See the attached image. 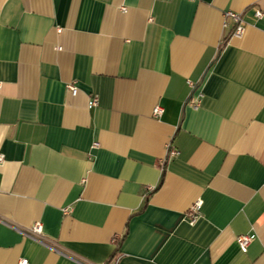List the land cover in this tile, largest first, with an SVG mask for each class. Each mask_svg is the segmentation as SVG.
Listing matches in <instances>:
<instances>
[{"label":"crops","instance_id":"crops-1","mask_svg":"<svg viewBox=\"0 0 264 264\" xmlns=\"http://www.w3.org/2000/svg\"><path fill=\"white\" fill-rule=\"evenodd\" d=\"M0 155V264H264V0H0Z\"/></svg>","mask_w":264,"mask_h":264},{"label":"built area","instance_id":"built-area-1","mask_svg":"<svg viewBox=\"0 0 264 264\" xmlns=\"http://www.w3.org/2000/svg\"><path fill=\"white\" fill-rule=\"evenodd\" d=\"M124 10V8H122ZM224 16L227 18H230L235 23V28L233 30V34L236 36H240L245 29L244 20L239 12L234 11H226L224 13ZM255 16L260 17L261 11L255 10ZM66 88L70 91L72 95H75L77 93V87L73 83H67ZM199 99L197 97H190L187 100V103L193 107H196L199 103ZM96 104V98L92 97L90 99V106H94ZM162 112V107L160 105H156L153 108V115L159 116ZM97 145V143H94V146ZM168 152L167 157H173L177 154V150L171 146V144H168ZM2 156L0 155V162L2 161ZM200 207H201V201L197 200L194 202L190 208L186 212V216L189 220V222L193 223L200 215ZM29 233L40 236L42 234V225L40 222H35L31 228L28 230ZM252 234H241L236 237L237 244L241 251L245 252L247 250L248 245L253 239ZM21 264H27V260L23 259L20 261Z\"/></svg>","mask_w":264,"mask_h":264}]
</instances>
